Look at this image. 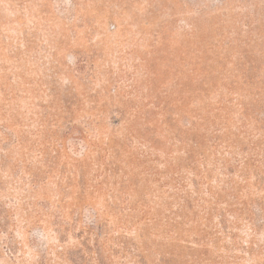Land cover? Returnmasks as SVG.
<instances>
[{
	"label": "rangeland",
	"instance_id": "1",
	"mask_svg": "<svg viewBox=\"0 0 264 264\" xmlns=\"http://www.w3.org/2000/svg\"><path fill=\"white\" fill-rule=\"evenodd\" d=\"M0 264H264V0H0Z\"/></svg>",
	"mask_w": 264,
	"mask_h": 264
}]
</instances>
